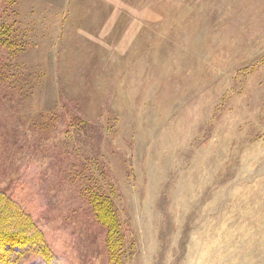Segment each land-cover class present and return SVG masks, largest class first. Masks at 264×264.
I'll list each match as a JSON object with an SVG mask.
<instances>
[{
    "label": "rangeland",
    "instance_id": "1",
    "mask_svg": "<svg viewBox=\"0 0 264 264\" xmlns=\"http://www.w3.org/2000/svg\"><path fill=\"white\" fill-rule=\"evenodd\" d=\"M17 1L0 190L61 264H109L102 185L124 264H264V0Z\"/></svg>",
    "mask_w": 264,
    "mask_h": 264
},
{
    "label": "trees",
    "instance_id": "2",
    "mask_svg": "<svg viewBox=\"0 0 264 264\" xmlns=\"http://www.w3.org/2000/svg\"><path fill=\"white\" fill-rule=\"evenodd\" d=\"M3 1L10 6L6 7L3 13L10 9L12 14L7 13L9 23L7 21L0 23V43L15 54L23 50L26 43L22 31L15 23L17 17L15 4L18 1ZM102 186H89L87 196L94 217L106 228L105 244L109 264H124L126 237L120 224L117 207L113 199L106 195L112 193L103 190L105 186ZM28 252L38 259L30 264H61V259L52 252L43 231L36 225L32 215L12 196L0 190V264H16V259Z\"/></svg>",
    "mask_w": 264,
    "mask_h": 264
}]
</instances>
